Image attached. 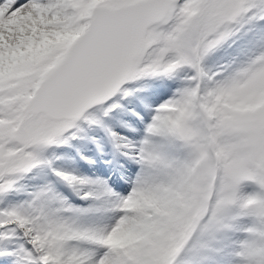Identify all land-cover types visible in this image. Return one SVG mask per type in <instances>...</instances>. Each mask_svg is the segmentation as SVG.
<instances>
[{
  "label": "snow or ice",
  "instance_id": "snow-or-ice-1",
  "mask_svg": "<svg viewBox=\"0 0 264 264\" xmlns=\"http://www.w3.org/2000/svg\"><path fill=\"white\" fill-rule=\"evenodd\" d=\"M186 69L168 99L141 100L142 140L109 129L139 165L127 196L99 185L114 221L70 220L103 203L53 206L44 188L0 210V239L17 238L4 264H264V0H0V194L78 121L103 127L132 84Z\"/></svg>",
  "mask_w": 264,
  "mask_h": 264
},
{
  "label": "bare ground",
  "instance_id": "bare-ground-1",
  "mask_svg": "<svg viewBox=\"0 0 264 264\" xmlns=\"http://www.w3.org/2000/svg\"><path fill=\"white\" fill-rule=\"evenodd\" d=\"M174 79L175 78H173V80ZM177 79H178V76H177ZM169 83H170V79H165V82L163 84H160V85L161 86H163V85L168 86ZM135 108H136V110H139L140 113H142V111H144V109H145L143 104L142 105L137 104ZM118 114L119 115L124 114V111L120 110V111H118ZM128 114H130V113H128ZM127 117H128V120L129 121L131 120L133 123H131V124L127 123L124 121L123 118L121 119L119 116H114L113 119L110 121L109 125L107 124L108 122L106 123L108 126H103V127L95 126L96 127L95 128V127H87L86 125H83L85 130L91 129L92 131L97 133V135L100 139V146L99 147H97L93 142H90V141H87L83 144H79L77 146V149L76 148L73 149L72 147H70V144H68V142L64 145V147L68 150V152L71 153V155L69 154L70 155L69 157L64 158V160H62V162L68 168L67 173H70V174L77 176V177H80V178L87 179L89 181V183L84 184V185H80V184L70 185L68 182L64 181L63 179H61L59 177V179H60L59 188L61 190H63V191L59 192V197L62 199L66 198V197H70V198L75 199L76 201L69 200V201L73 202V205H71L73 210H75V209H88V208H92V207L94 208V207L100 205L99 204L100 199H97L100 192L99 193L98 192L95 193V192L97 189L101 190L100 186H99L100 184L106 182L104 177H107L109 180V184H107V182H106L108 187H110V183H113L114 187H110V188L115 193L119 194L120 196H127L128 193L130 192V190L132 188V184L129 182V180L127 178L128 177H132V178L135 177L136 173L139 171V165L138 164H136L128 156L124 155V156H122L124 167L122 169V172L120 174H117L111 170V166L109 163L108 164H102L98 161V159H100L101 153H108V156H117V154L120 150L116 147V141H114L112 136L109 134V129L112 132L118 133L120 137H129L131 134H134V132H135L136 137L137 136L139 137L138 141L142 140L143 137L145 136V124L146 123L140 122L139 119L136 118L135 116L127 115ZM132 136H130V137H132ZM69 140H72V139H69ZM138 141L135 140V142H138ZM47 150H49V149H47ZM86 151H88L89 156H91L93 159V162L91 163V167L93 168V171H92L93 173H92V175L88 174L89 177L85 176V174H84L85 170L83 171L82 168L80 167V166L86 164L85 163L86 160L81 155V153L86 152ZM87 162H88V160H87ZM36 169H37V167H36ZM41 170H42V168H41ZM49 172L53 173L50 170H49ZM34 177L35 176L33 174L28 175V178L30 179V181H34V179H35ZM120 190L124 191V192L120 193ZM22 193H27V191L20 189V191L13 190L11 193L6 194V195L2 194L0 202L3 204V206L4 205L5 206H7V205L12 206L13 203L17 204L16 202H19V200L22 198ZM85 193H89L90 195L86 196ZM29 194H30V192H29ZM33 197H34V195H33ZM105 202H107V203L103 204V206H104L103 211H91V212L66 211V212H63L62 214L66 218H68L70 220H74L77 223H81V224L103 225V224L111 223L114 221L115 217L118 215L117 212L115 213V209H114L116 199H115V197H107ZM5 259L6 258L4 256H0V264H4ZM7 264H12L11 258H7Z\"/></svg>",
  "mask_w": 264,
  "mask_h": 264
},
{
  "label": "rangeland",
  "instance_id": "rangeland-1",
  "mask_svg": "<svg viewBox=\"0 0 264 264\" xmlns=\"http://www.w3.org/2000/svg\"><path fill=\"white\" fill-rule=\"evenodd\" d=\"M191 74H192L191 70H187V69L183 70V71L179 72L178 79H177V77L174 80L172 79V81L169 83V85L168 86L165 85V86H163V88H162L161 85H159V86L154 85V83H155V81L153 80L154 78L153 79L143 78L144 80L141 79L139 82L138 81L135 82L134 84L131 85V87H134V88L138 89V91L132 93L131 96L126 98L127 99L126 102L122 101L123 108L121 110L124 111V114H120L119 115L118 111L114 112L110 117H108L109 119L106 118V120L104 122V126H108L110 124V121L113 119L114 116H119L121 119L123 118L125 122H128V121H126V120H128L127 119L128 113L134 115L135 117H138V116H136L134 114L133 111H131V110H135V112L140 113L139 110H136L135 106L133 105V103L135 102L136 99L138 101H140V103H141L142 99L144 101L148 102V103L150 102L152 107H155V105H158V104L162 103L164 100H166L167 98H169L172 95V93L175 91V89L177 87H179L183 83H186V81L184 80L185 76H189ZM133 97H135V98H133ZM140 105H142V103ZM144 111H142V113H140V116L144 117V121H142L139 117H138V119H139L140 122L147 123L148 120L150 119V116L148 115V112H147L146 109H144ZM78 123H80L82 127H83V125H85L83 121H78ZM130 136H132V137H130ZM130 136L129 137L132 140V138L136 137V133L134 132V134H131ZM129 137H127V139ZM89 140L94 142L95 144L99 143V141H100L97 133H95L91 129L90 130H87V129L85 130V128H84V131L82 133L78 134V136H77L75 141L69 140L68 142L71 141L69 143L70 146H72L73 148H77V146L79 144L85 143V142H87ZM63 145H65V144H62V145H59V146H50V147L47 148L50 151L47 150V149L43 151L42 158L45 159V160L50 161V164L39 165V166H37V169L34 168L30 172H28L26 174H21L18 177V179H17V183H16L15 187L12 190H10V191H8L6 193H3V194H5V195L9 194L13 190L20 191V189H23V190L27 191V193H22V198L19 200V202H16L17 204L13 203L12 206H10V205H7V206L4 205L3 206V204L0 202V210L11 209L13 207H17V206L26 204L27 202L32 200L33 195H35V193L39 192L40 190H42L44 188L51 189V192L54 193L57 197H59V191L55 187V184L52 182V180L46 175L44 166L50 167L51 169H58V170H61V171H64V172L68 171V168L62 162V160H64V158L69 157L71 154L67 151V149L65 147H63ZM83 155H84V157L88 156L86 153H83ZM41 168H42V170H41ZM82 170L83 171L85 170V172H84L85 176L89 177V175H90L89 172H86L87 170L85 168H82ZM30 174H33L35 176L34 177L35 178L34 181H30V179L28 178V175H30ZM54 177H56V179L59 180V177H57L55 174H54ZM247 183H250V182H247ZM97 190H96L95 193H97V192L99 193L101 191V190H98V191ZM249 190H251V189H249ZM28 191L30 192V194H29ZM1 196H2V194H0V201H1ZM60 200L65 201L66 205H73V202L69 201L70 199H67V198H63L62 199V198L59 197V200L55 201L53 206H59ZM99 202H100V200H99ZM16 243H17V238L16 237H12V238H9V239H0V249H7V248H10V247H15Z\"/></svg>",
  "mask_w": 264,
  "mask_h": 264
}]
</instances>
